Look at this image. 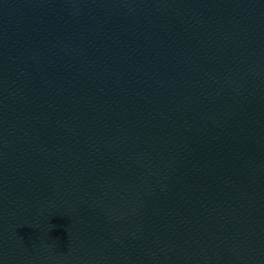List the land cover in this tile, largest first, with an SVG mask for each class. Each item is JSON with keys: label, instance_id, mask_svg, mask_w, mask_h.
I'll list each match as a JSON object with an SVG mask.
<instances>
[{"label": "water", "instance_id": "water-1", "mask_svg": "<svg viewBox=\"0 0 264 264\" xmlns=\"http://www.w3.org/2000/svg\"><path fill=\"white\" fill-rule=\"evenodd\" d=\"M0 264H264V0H0Z\"/></svg>", "mask_w": 264, "mask_h": 264}]
</instances>
